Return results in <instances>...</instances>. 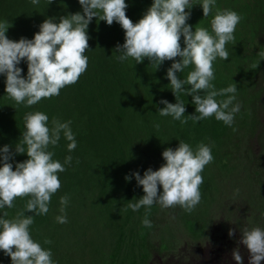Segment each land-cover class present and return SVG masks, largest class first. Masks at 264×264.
<instances>
[{"label":"clouds","instance_id":"obj_1","mask_svg":"<svg viewBox=\"0 0 264 264\" xmlns=\"http://www.w3.org/2000/svg\"><path fill=\"white\" fill-rule=\"evenodd\" d=\"M41 2L44 1H19L23 10L19 15L21 21L15 23L16 29L0 19V75L5 77V93L16 104L23 103L27 107L42 98L58 96L62 88L78 80L90 64L86 53L91 46L87 29L92 19L97 23L98 18L108 25L115 21L124 30L123 43L115 46L119 62L132 58L140 63L148 58L151 65L158 68L165 60L172 61L165 75L175 103L161 98L159 104L164 107L158 109L160 116H171L181 124H186L188 119L196 123L214 117L232 126L234 115L240 110L239 103H233L237 85L233 82L217 90L212 81L215 79L213 63L218 58L225 61L229 57L226 44L234 40L236 26L241 20L236 11L217 10L214 16H208L216 7V0H200L199 3L152 0L148 8L144 6L140 10L144 12L142 17L133 23L126 16L125 0H78L82 13L60 15L58 19L48 16ZM196 4L202 8L206 28L194 27L191 9ZM190 65L192 70L185 79L177 76ZM181 94L191 96L195 106L193 114L185 115L186 104L179 99ZM218 96L224 98L218 100ZM23 121L24 131L14 151L8 144L0 146V250L10 258L11 264H56L51 249L33 239L30 225L34 216L48 213L51 197L61 187L58 173L64 172L65 166L72 162L71 155H66L63 163L53 159L54 152L49 146H57L63 136L71 153L77 141L70 120L61 122L53 118L49 126L48 115L34 111L26 112ZM19 154H26L27 159L16 162L15 156ZM161 156L164 163L156 170L148 167L143 175L139 170L125 175L126 181L134 178L137 186H142L144 195L134 202L129 201L127 208L132 211L145 209L141 224L146 228L152 227L147 212L154 204L161 208L178 205L186 212L193 211L201 200V173L214 159L209 144L201 142L193 148L183 140H179L175 148H165ZM25 196L28 199L24 209L13 218H6L8 214L3 210L13 208L14 199ZM59 203L61 215L55 219L58 223H66L63 213L68 196H61ZM241 233L240 243L249 252V264H261L264 228L243 226ZM228 235H233L231 229ZM232 257L236 264H243L238 250H233Z\"/></svg>","mask_w":264,"mask_h":264},{"label":"trees","instance_id":"obj_2","mask_svg":"<svg viewBox=\"0 0 264 264\" xmlns=\"http://www.w3.org/2000/svg\"><path fill=\"white\" fill-rule=\"evenodd\" d=\"M19 1L0 0V19L9 22L14 29L17 28L15 23L22 19L19 15L23 7L18 5ZM43 1L41 4L50 17L58 19L60 15L82 13L78 0ZM147 1L148 3L144 0H125L128 5L126 16L133 22L135 11L151 5L152 0ZM105 31V26L95 23L92 19L87 29L90 37L88 42L91 46L86 50L90 64L78 80L62 88L58 96L42 98L32 106L26 107L23 103L18 105L5 93V77L0 75V146L8 144L10 150L14 151V145L19 142L21 133L24 131L23 117L26 112H45L49 117V126L53 118L61 122L70 120L72 131L75 133L77 146L71 153L67 150L68 142L63 136L57 146L54 148L49 146V150L54 152L53 159L63 163L64 157L71 155L72 162L70 166H65L64 172L58 173L61 187L52 195L48 213L34 216V222L30 225L33 239L39 241L42 247L51 249L52 258L56 264H67L69 261L76 260H79L80 264H85L86 259L88 264H144L147 260L146 247L147 242L150 241L153 224L151 228L141 224L146 214L143 207L137 211L127 208L129 201L134 202L144 193L142 186H137L134 178L126 181L125 175H131L132 171L137 170L143 175L146 169L141 163L134 167V158H136L134 151L137 153V150L128 146L129 135L138 131L139 134H137L142 141L159 151L168 147L175 148L179 140L189 143L193 148L206 140L218 144L223 140L228 129L222 121L214 117L196 123L188 119L186 124H181L173 120L171 116H160L158 109L164 107L159 104L161 98L175 103V97L165 75L172 61L165 60L158 68L150 63L146 74L136 70L137 74L134 75L135 73L132 74L129 69L126 70L120 64L116 59L117 54L108 48L110 43L104 36ZM112 32L113 30L110 29L109 34ZM230 53L227 60H219L215 64V79L212 83L217 90L233 82V76L225 69L232 64L239 66L242 54ZM253 56L255 59L261 58L259 55ZM175 59L179 60V57ZM132 62L135 68H141L145 58L140 63ZM157 69H160L158 70L159 78L152 79V72ZM191 70L190 65L183 72L177 73V76L185 79ZM151 81L152 85L148 86ZM136 85L144 89L147 98L140 111L128 107L133 101L134 94L131 95V92ZM223 98L217 97L218 100ZM179 99L186 104L185 115L193 114L195 106L191 102V96L181 94ZM156 124H159L158 128L155 127ZM212 149L211 147V151ZM25 159H27L26 154L15 156L16 162H22ZM203 174L207 176L204 169L201 175ZM257 174L249 176L247 180L246 204L249 208L253 204L260 205L261 209H258L264 214L262 211L264 197L255 199V190H261L264 186L261 171ZM209 179L210 177H205L203 183L206 184L210 181ZM64 195L68 196V203L63 213L67 217V222L58 223L55 217L61 215L59 200ZM27 199V196L15 198L14 207L3 210L8 214L6 218H13L18 211L23 210ZM85 204L91 212L86 216L77 214L81 205ZM156 209L154 204L147 212L151 222ZM25 214L32 215L30 212ZM254 215H256L254 211L249 209L243 214L238 213L231 230L239 229L241 232L240 225H245L243 221L253 219ZM240 216H243L242 220ZM75 217H77L76 220ZM185 223L192 235L199 234L200 228H197L198 224L194 219L186 220ZM219 225L223 230L228 228L223 222ZM65 227L70 229V234L65 235L66 238L65 236L61 238L58 230ZM89 227L100 230L94 236L95 232H89ZM219 231L217 226L216 234ZM45 240L50 243L45 244ZM96 244H100V247L97 248ZM0 252L3 251L0 250ZM2 256L9 258L5 254Z\"/></svg>","mask_w":264,"mask_h":264},{"label":"rangeland","instance_id":"obj_3","mask_svg":"<svg viewBox=\"0 0 264 264\" xmlns=\"http://www.w3.org/2000/svg\"><path fill=\"white\" fill-rule=\"evenodd\" d=\"M199 2L200 0H193V3ZM223 9L234 10L241 16L234 32V40L226 44L229 55L230 52L242 54L241 60L239 66L232 64L225 69L233 76L232 81L237 85L238 91L233 103H239L240 110L235 113L232 126H227L228 129L222 141L218 144L207 140L204 142L213 148L214 159L204 167L207 176L203 174L202 177L203 179L210 177V181L200 185L201 200L193 211L186 212L178 205L170 208H161L156 205L157 209L152 217L153 230L146 247L148 258L144 264H175L176 262H179L178 264H236L232 257L233 250L239 251L243 264H249V252L240 243L242 235L240 230L234 229V236L231 237L228 235L229 230L234 225L235 216L238 213L247 212L248 209L259 216L254 215L253 219L243 221L244 226L264 228V214L258 209L260 205L253 204L249 208L246 204L248 198L246 184L249 176L258 175L257 172L261 171V179L264 178V55H262L264 54V0H216V7L208 16H214L217 10ZM143 13L135 11L133 23L137 22ZM191 13L194 27L206 28L199 4L193 5ZM96 22L106 27L104 36L110 43L108 48L116 53L115 46L124 41V30L115 21L108 25L105 21L96 18ZM189 24L193 26L192 23ZM110 29L113 30L111 34H109ZM92 48L96 49L97 44L96 48ZM252 54L259 55L261 58L255 59ZM219 60L221 59L218 58L213 63L214 70ZM132 61L135 60L129 58L120 64L126 70L129 69L132 74L135 73L134 75L137 74L136 70L146 74L150 68L148 58H145L141 68H135ZM158 70L160 69L152 72V79L159 78ZM151 85L152 81L148 86ZM131 95H133V101L128 107L135 111L142 110L143 103L147 101L144 89L136 85ZM137 133L138 131H135L129 135L128 142L130 148L137 150V153L134 151L136 155L134 167L141 163L146 169L151 167L156 170L164 163L161 156L163 150L158 151L142 141ZM222 164L226 166L222 167ZM263 189L264 186L261 190H255V199L264 197ZM262 209L264 212V206ZM90 212L91 209L85 204L81 205L77 214L86 216ZM240 218L242 220L243 216ZM192 219L198 224L197 228H200L198 235H192L185 223L186 220ZM220 222L228 228L223 230L219 225ZM217 226L220 230L218 234H216ZM240 226L243 227V224ZM99 230V228L89 227V232H95L94 236ZM58 231L61 238L70 234L68 227ZM211 235H213L212 238ZM96 247L99 248L100 244H96ZM3 254L0 252V264H11L10 258H5ZM85 261V264L89 263L88 259ZM67 264H80V261H69ZM261 264H264V260Z\"/></svg>","mask_w":264,"mask_h":264}]
</instances>
